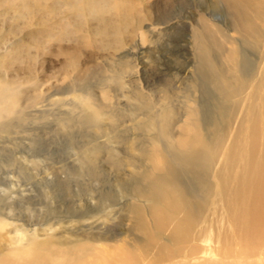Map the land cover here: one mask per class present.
<instances>
[{
  "label": "rangeland",
  "instance_id": "obj_1",
  "mask_svg": "<svg viewBox=\"0 0 264 264\" xmlns=\"http://www.w3.org/2000/svg\"><path fill=\"white\" fill-rule=\"evenodd\" d=\"M228 1L0 0V87L13 85L18 103L32 105L0 138V175H15L16 211L31 226L27 264L198 263L183 258L188 241L179 255L168 248L177 242L171 214L148 239L162 202L145 192L165 173L158 147L168 149L198 111L192 101L194 116L213 125L215 109L233 101L214 93L193 39L207 23L231 28ZM71 47L74 66L63 52ZM246 49L248 73L262 51ZM210 53L220 70L218 48ZM165 110L170 137L153 126ZM171 166L187 191L206 178ZM8 237L0 234V264L14 258ZM227 246L215 251L238 264Z\"/></svg>",
  "mask_w": 264,
  "mask_h": 264
},
{
  "label": "bare ground",
  "instance_id": "obj_2",
  "mask_svg": "<svg viewBox=\"0 0 264 264\" xmlns=\"http://www.w3.org/2000/svg\"><path fill=\"white\" fill-rule=\"evenodd\" d=\"M227 7L234 20L231 28L223 32L207 23L205 35L204 31H195L193 39L208 76H212L209 85L214 93L234 102L215 109L213 125L194 116L197 112L201 115V109L192 101L199 108L187 114L186 122L180 121L183 132L170 138L168 149L158 147L165 173L155 175L145 193L162 204L151 210L157 225L147 231V237L155 238L156 229L171 214L169 217L175 218L172 230L177 233V239L172 237L177 242L168 247L173 254L179 255L184 249L180 244L188 241L183 258L192 257L198 260L196 264H230L224 258L226 253L215 251L228 245L237 252L236 263L264 264V0H229ZM230 32L240 38H233ZM222 43L228 45L227 49L223 50ZM211 45L218 48L222 58L220 70L210 55ZM250 46L261 49L262 54L258 67L246 73L250 67L243 51ZM76 51L73 47L63 50L71 66L77 65ZM12 87H0V138L9 134L15 120L25 117L26 110L32 107L29 99L19 104L15 98L18 93L14 94ZM160 116L153 126L159 134L170 137L167 125L173 115L165 110ZM172 162L195 174L205 173L206 178H199L195 191H187L177 181ZM5 175L6 179L0 175V234H9V252L14 255L9 263L27 264L24 259L29 258L31 226L16 211L23 195L17 192L15 175L11 171ZM170 240L171 237L163 241L168 244ZM216 256L220 258L214 263L205 260Z\"/></svg>",
  "mask_w": 264,
  "mask_h": 264
}]
</instances>
